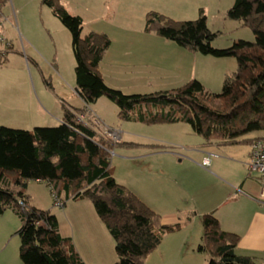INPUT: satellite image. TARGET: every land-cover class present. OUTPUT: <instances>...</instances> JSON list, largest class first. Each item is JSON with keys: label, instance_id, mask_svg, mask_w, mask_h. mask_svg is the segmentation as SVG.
<instances>
[{"label": "trees", "instance_id": "trees-1", "mask_svg": "<svg viewBox=\"0 0 264 264\" xmlns=\"http://www.w3.org/2000/svg\"><path fill=\"white\" fill-rule=\"evenodd\" d=\"M42 1L70 33L75 84L84 107L70 112L63 106V122L55 126L26 130L0 125V214L9 208L22 221L18 229L21 264H85L71 237L60 234L56 216L28 205L26 182L44 181L62 205L69 199L91 202L113 239L117 260L112 264H144L162 236L181 224H163L159 214L115 181L109 158L113 144L77 121L76 115L84 114L105 96L118 106L120 119L133 118L150 125L187 123L205 142L250 144L264 139L244 138L247 133L264 131V0L233 1L227 17L241 20L255 38L223 48L212 46L216 33L207 27L202 9L195 20L177 22L148 11L145 32L203 55L232 56L237 67L225 75L218 93L191 79L178 87L143 94H125L105 84L99 63L110 45L106 34H82L80 16L68 13L59 0ZM133 110H137L134 117ZM126 145L134 147L136 143ZM150 146L161 149L164 145ZM200 220L201 240L196 250L208 254L207 264H257L252 257L235 252L239 236L223 230L212 212L200 215Z\"/></svg>", "mask_w": 264, "mask_h": 264}, {"label": "rangeland", "instance_id": "rangeland-1", "mask_svg": "<svg viewBox=\"0 0 264 264\" xmlns=\"http://www.w3.org/2000/svg\"><path fill=\"white\" fill-rule=\"evenodd\" d=\"M233 1L59 0L68 13L78 15L83 19L82 34L87 33L89 27H104L113 37L115 43L118 44L115 45L112 41V47L121 48L122 46L120 45H123L124 41L127 40L132 45L133 50H135V47L142 48V53L139 54H143L146 50L147 52L142 58L145 60L144 63H146L144 66L149 65V61L152 60V57L159 49L164 56L163 58H168L171 52L165 53L166 51L162 49L165 45L162 43L163 45L158 46L157 42L154 44L153 51L149 52V49L152 48L150 47V40L147 41V39H153L155 38L154 36H157L154 33H147L143 30L145 14L151 10L164 14L172 21L177 22L181 20H195L198 17L199 9H202L206 17L207 27L216 33V37H214L211 43L216 48L227 47L232 42L241 39L253 41L255 36L248 26L243 25L241 20L227 17V10ZM0 12V36L11 41L12 47L14 46V49L11 47V49L7 50L5 61L4 59L0 60V87L25 88L28 86L35 100H39L37 103L41 101L47 109L49 106L45 104L42 93L48 96L49 102L52 104L56 98L55 94L58 97L66 99L60 93L61 89L64 90L63 92L65 90L70 92V89L60 80L56 70L67 81L71 78L75 80V60L71 49L69 31L52 14L49 7L42 0H0ZM21 30L24 33L23 37L21 36ZM107 37L109 38L108 35ZM143 39H146V41ZM109 40L111 39L109 38ZM139 40H142V44L135 46ZM33 51L37 56L32 57ZM12 52L18 54H13ZM195 54L201 56L203 61L205 56L208 60H217V63H208L207 61L205 63L197 62L195 72L198 81L203 83L207 91L212 93L220 92L225 75H229L236 70V59L232 56L213 57L199 52H195ZM154 65H157V63L155 62ZM166 65L171 66L169 62ZM142 66H136L129 69L128 72H121L118 76H112L115 79L107 78V81L114 86L112 88L118 89L125 94H143L154 92L155 90H166L168 87L181 86L185 83L184 81H187L185 76H174L172 78V80L174 79L173 82L168 83V80H165L167 78H163V75H166L169 71L168 67L163 66L159 67L158 70H155L157 68L151 70L149 66ZM21 67L24 69L22 70ZM219 69L222 70V76L214 78L213 75ZM103 71L105 72L104 67ZM137 74H140L143 80L139 82L135 80L134 76ZM71 93H73V90H71ZM22 100H24L22 102H27L25 93H22ZM76 103L78 104L74 105L81 106V102L78 99H76ZM27 104L29 106V102ZM59 104L58 102L57 105L60 107ZM89 107L94 108L101 115L99 116L103 119L104 124L115 129L119 134V141L109 149L111 173L115 181L132 191L150 209L159 214L160 217L163 215V219L170 217L168 216L169 213H173V215L175 214V216L181 219L177 220L181 224L180 227L175 231L166 232V235L162 236L163 241L159 245L160 247L154 253H151L145 264H207L209 259L208 254L199 253L196 250L202 231L200 216L197 213L195 214L199 210L194 209L192 212L185 210L192 203L191 200H194V203L199 206L197 197L205 198L208 194L209 196H213L211 193L219 192L220 187H222L218 181L211 178L205 172L206 170L204 171L194 165L198 163L201 167L208 169L211 162L208 165H204L202 156L194 157L192 160L195 162L194 164L190 161L176 162L175 166L177 164L176 169L178 170H173L170 167L171 164L166 154H155L152 155V158L143 157L141 153L146 151L145 148L126 145L130 142L143 144L147 142L149 143L148 145L171 147L174 145L179 146V144L174 143H202L203 137L195 133L187 123L150 125L141 123L133 118L128 120L120 119L118 117V106L105 96L98 98ZM30 109H27L28 112ZM41 109L43 110L42 106ZM27 110H14V112L10 109H3L0 106V125L26 130H31L33 127L58 125L56 122H35L34 124L25 122V120L31 119L54 120L51 114L47 112L48 110L40 111L39 115L34 116V118L29 113L27 115ZM142 111H145V109ZM136 113L137 110H133L131 114L134 117ZM85 117L86 120H89L88 115ZM255 133L250 132L244 136H251ZM148 136L162 137L167 142L159 140L151 141L148 140L150 139ZM220 146H223L221 148L224 149L233 147L237 150V144ZM178 148H181V145ZM204 155L208 161L209 159L212 160L213 156H210L207 152ZM232 165H229L228 168H232ZM24 193L28 197V205L38 209L49 210L58 220L60 234L62 236L70 235L71 221L68 220V209L83 208L82 205H85V203L79 202L72 205V207L68 206L64 210L65 206L62 205L60 207L54 204V197L49 186L44 181L28 180ZM170 203L171 208H169ZM19 205H23L22 201L21 203L19 202ZM183 206L185 210L182 209ZM224 210L233 213L234 206H225ZM187 217L192 219V222L190 220L184 223L183 221ZM174 221L172 220V222ZM21 223L22 221L18 215L9 208L0 214V264H21L18 236V229ZM228 223L232 225V218H230ZM236 227L235 224L229 226V228L234 230L237 229ZM167 243L175 244L176 247V252H173L169 257L162 254V248ZM111 245V249H108V252L105 253L109 254L107 258L109 264L117 260L114 242Z\"/></svg>", "mask_w": 264, "mask_h": 264}, {"label": "crops", "instance_id": "crops-1", "mask_svg": "<svg viewBox=\"0 0 264 264\" xmlns=\"http://www.w3.org/2000/svg\"><path fill=\"white\" fill-rule=\"evenodd\" d=\"M90 31L106 33L111 39L110 40L111 43L109 47L104 51L101 61L99 63V70L101 72L102 78L105 84H107L110 87H114V86L111 85L109 81H107V78H114L112 76H118L121 72H128L129 69L135 68L136 66H141V65H143L142 67L149 66L151 67V70H153V68H157L155 70H158L159 67H163V66L168 67L169 68L168 69L169 71L167 72L168 75L167 74L163 75L164 76L163 78L164 79L167 78L165 80H168L167 82L169 83V82H173L174 79L172 80V78H174V76L175 77L185 76V78H187V81L191 79H197V75L195 72L197 62L205 63L207 61L208 63L210 62L217 63L216 62L217 60H208L206 56L203 58L204 59L203 61L201 56H197L195 52L177 46V44L171 42L170 40L161 38L159 36H154L155 38L153 39H147V41L150 40L149 43H150V47L152 48L149 49V52L153 51L154 44L155 42H157L158 46L163 44L165 45V47L162 48L163 50L166 51L165 53H169L170 51L172 53L171 52H170L171 54L169 53L168 58H163L164 56L159 49V51H157L155 55L152 57V60L149 61V65L144 66V64L146 63H144L145 60H143L142 58L147 51L145 50L143 54H139L142 53V48L139 49L135 47L136 45L142 44V40H139L135 44L134 46L135 50H133V48L131 47L132 45L128 43L127 40L124 41L123 45H120L122 46L121 48H116V47H112V41L115 43V40L106 30V28L89 27L87 32ZM21 32H22L21 36L23 37L24 33L22 30ZM143 40L146 41V39ZM115 45L118 44L115 43ZM11 47H12V43H11ZM12 49H14V46L12 47ZM12 53L18 54L16 52H12ZM34 56H37L35 52L34 54H32V57ZM155 62L157 63V65H154ZM168 62L171 66L166 65V63ZM103 67L105 69V72L103 71ZM21 69L23 70L24 68L21 67ZM219 70L215 72V74L213 75L214 78L216 76L219 78L222 76L221 75L222 70L220 71ZM56 73L58 74L60 80H62V82L68 87V89H70V92H68L67 90L63 92L64 90L60 88L61 89L60 93H62L64 98L66 99L58 97L55 94L56 98L54 99V103L52 104L49 102L50 99L48 98V96H45V94L42 93L45 104L49 106L47 109L46 106L45 107L43 106L41 101L38 102L41 104L37 103V101L39 100L37 101L35 100L34 96L32 95V91L28 86L25 88L0 87V106L3 109H10L12 111L14 110L24 111L27 110L28 108H31L29 112L27 110V115L29 113L30 116H32L33 118L34 116H38L40 111L48 110L47 112H49V114H51V116L54 119V120H32V119L25 120V122H29V123L31 122L30 124H34L35 122H47V123L56 122V124L57 123L59 124L63 122V106L68 111L73 112L74 108L84 107V102L80 97L79 92L76 91L77 87L75 84V80L71 78L67 81L66 79L63 78V76L60 74L58 70H56ZM134 78L138 82L140 80H143L140 74H137L136 76H134ZM149 82L151 81L149 80ZM164 86H170V85H164ZM171 88L174 87H168L166 88V90ZM71 90H73V93H71ZM163 90L165 89L155 90V91H163ZM22 93H25L27 102H22L24 101L22 100ZM76 99H78L81 102V106L74 105V104H78L76 103ZM28 102H29V106L27 104ZM58 102L60 103L59 104L60 107L57 105ZM41 106L43 107V110L41 109ZM87 108L90 114L98 117L100 120L103 121V119L100 117L101 115L94 108H90V107ZM178 123H183V122H176V124ZM169 124L171 125L172 123ZM162 125H167V124H162ZM26 126H30V125H26ZM92 130L96 132L94 128ZM253 136H260L261 138H264V131L256 132L254 135L245 136L244 138H250ZM148 138L147 139L151 141L165 140L162 137H158V136L155 137L148 136ZM133 143H136V146L134 147L140 146L146 149L145 152L141 153L143 157L152 158L153 157L152 155L155 154H159V153L166 154V156L168 157L167 159L171 164L170 167H172L173 170L177 168V164L175 166L176 162L182 163L183 161H190L191 163L194 164L195 162L192 161L193 158L202 156V160H203L205 158L204 155L205 152H207L210 156H213L212 160L209 159V163L210 162L211 163L209 165L210 168L208 169H206L205 167L204 168L201 167L198 163L194 165L203 169L204 171L206 170L205 172L211 178L218 181L222 185V187L219 186L220 187L219 192L211 193L213 196H209V194L207 193L208 195L206 194L207 196L205 198L197 197L199 206L196 203H194V200H191L192 203H190L187 206V209L186 210L184 209L185 208L184 206L186 205H184L182 209L189 212H192L194 209H197L199 211L198 212L196 211L195 214L197 213L199 216L204 213L212 212L218 219L220 226L223 230L233 232L239 236L238 243L235 247V252L239 255H246L252 257L255 263L257 264H264V202L258 200L259 182H258L257 174L256 172L250 171L246 165V160L249 152V143L244 141L242 142L239 141L235 143L237 144V150H235V148L233 147L224 149L221 148L223 146L220 145H226V144H217L216 142H205L204 140L202 143L197 142L196 144L174 143V144H179V146H175V145L171 147L162 146L163 148L161 149H153L150 145H148L149 143L147 142L145 144L138 142H133ZM213 143L216 145H214ZM180 145L181 148H178L180 147ZM227 163L233 164L232 168L231 167L228 168L229 165L231 164H227ZM79 202L85 203V205H82L83 208L76 207V208L68 209V220L71 221L70 235H65V236H69V237L71 236L73 240V244L76 250L78 251L79 255L81 256L82 260L85 262V264H96V263L109 264L107 260L109 254H105V253L108 252V249H111L112 247L111 244L113 242V239L109 235L104 224L96 215V212L91 202L88 199H76V200L69 199L63 205L65 206L64 210L67 209L68 206L72 207V205H75L76 203ZM69 203L72 204L69 205ZM229 205L234 206L233 213L224 210V207ZM169 208H171V203ZM168 216L170 217H166L165 219H163L164 218L163 215L161 216V222L163 224H170V223L178 222L177 220H181L177 216H175V214L173 215V213H169ZM230 218H232V225L235 224V226H237L236 230L229 228V226H232L229 225L228 223L230 221ZM172 220L175 221L172 222ZM190 220L189 221L192 222V219ZM200 240H201V235H200ZM162 241L163 238L161 239L159 245L162 243ZM159 245L157 248H155L152 251L153 253L156 251V249L160 247ZM173 252H176L175 244L167 243L162 248V254L166 257L172 255ZM151 253L145 258L144 264L146 261H148Z\"/></svg>", "mask_w": 264, "mask_h": 264}, {"label": "built area", "instance_id": "built-area-1", "mask_svg": "<svg viewBox=\"0 0 264 264\" xmlns=\"http://www.w3.org/2000/svg\"><path fill=\"white\" fill-rule=\"evenodd\" d=\"M11 49V43L4 37L0 36V60H2L7 50ZM84 114L76 115L77 121L82 122L84 125L90 129H95L96 133L102 138L110 141L112 144L119 141V134L115 129L108 127L102 120L98 117L90 114L89 110L86 109ZM86 115L92 118V120H86ZM203 164L208 165L209 161L207 158L203 159ZM247 168L256 172L258 182H259V194L258 200L264 202V139H254L249 144V152L246 160ZM54 204L57 206H62V202L54 195ZM21 203V201H19Z\"/></svg>", "mask_w": 264, "mask_h": 264}, {"label": "water", "instance_id": "water-1", "mask_svg": "<svg viewBox=\"0 0 264 264\" xmlns=\"http://www.w3.org/2000/svg\"><path fill=\"white\" fill-rule=\"evenodd\" d=\"M76 91H78V92H79L78 88L76 89Z\"/></svg>", "mask_w": 264, "mask_h": 264}]
</instances>
